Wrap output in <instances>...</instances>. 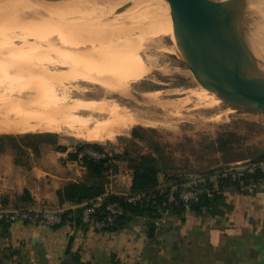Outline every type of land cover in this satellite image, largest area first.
I'll return each mask as SVG.
<instances>
[{"label": "rangeland", "instance_id": "374dc122", "mask_svg": "<svg viewBox=\"0 0 264 264\" xmlns=\"http://www.w3.org/2000/svg\"><path fill=\"white\" fill-rule=\"evenodd\" d=\"M227 1L204 0L206 17L210 11L218 20L223 13L235 18L250 6L247 0ZM136 4L135 0H0V122L17 125L8 134L13 137L0 136V150L29 142H54L71 150L97 143L109 156L121 155L100 177L105 188L114 189L126 183L129 167L147 154L155 157L161 182L264 155V113L233 102L208 85L203 88L171 49L156 47L143 31L136 38L122 39L118 33L111 37L106 30L98 34V28H92L106 8V13L146 22L130 15L135 16L131 12ZM256 8L232 26L249 19ZM108 13L104 19H109ZM262 40L264 27L244 45L249 55L264 61ZM110 48L142 66L139 75L128 81L130 97L108 91L114 86L109 79L97 84L82 78L112 62ZM104 55L111 60L105 61ZM134 93L150 97L137 103ZM114 116L128 120L114 128L112 137L97 140ZM112 172L120 173L117 181Z\"/></svg>", "mask_w": 264, "mask_h": 264}, {"label": "crops", "instance_id": "0c3cea01", "mask_svg": "<svg viewBox=\"0 0 264 264\" xmlns=\"http://www.w3.org/2000/svg\"><path fill=\"white\" fill-rule=\"evenodd\" d=\"M8 134L0 136L13 137ZM127 175L121 188L109 189L129 191ZM119 176L112 172L114 181ZM97 180L75 162L69 147L54 142L0 150V207L74 211L77 205L59 203L57 190ZM220 194L209 207L133 216L113 231L88 229L75 220L56 227L14 222L6 233L0 228V264H62L76 252L90 264H264V179L224 186Z\"/></svg>", "mask_w": 264, "mask_h": 264}, {"label": "water", "instance_id": "95a60500", "mask_svg": "<svg viewBox=\"0 0 264 264\" xmlns=\"http://www.w3.org/2000/svg\"><path fill=\"white\" fill-rule=\"evenodd\" d=\"M142 1L153 17L169 20L171 30L163 38L194 76L220 88L252 94L253 101L245 105L264 113V61L241 48L264 27V4L243 23L227 27L218 24L210 11L206 17L204 0Z\"/></svg>", "mask_w": 264, "mask_h": 264}, {"label": "built area", "instance_id": "2783aa9c", "mask_svg": "<svg viewBox=\"0 0 264 264\" xmlns=\"http://www.w3.org/2000/svg\"><path fill=\"white\" fill-rule=\"evenodd\" d=\"M76 153L75 162L83 167L84 160H99L107 155L105 149L96 150L91 147H84L71 150ZM255 171L264 173V159L235 164L230 167H221L209 173H191L179 181H174L165 190V206L157 208L158 217H164L170 213V207L181 206L183 210H190L194 202H198L202 196L211 197L220 193L222 183L225 178L238 179L244 174H252ZM164 192L160 190V194ZM110 194H118L123 201L132 205L147 202L156 197L155 193L131 192L118 193L107 188L106 192L87 204L81 205L80 224L88 229L107 231V227L114 224L115 219L123 213L122 205L119 201H108L105 199ZM104 204L103 208L102 205ZM65 208L49 207H0V220L10 224L21 222L30 225L55 226L61 225L65 221L72 222L73 215L68 213L63 219L62 213ZM148 264V263H145Z\"/></svg>", "mask_w": 264, "mask_h": 264}, {"label": "bare ground", "instance_id": "6f19581e", "mask_svg": "<svg viewBox=\"0 0 264 264\" xmlns=\"http://www.w3.org/2000/svg\"><path fill=\"white\" fill-rule=\"evenodd\" d=\"M36 1V0H35ZM136 1V6L137 8L135 9V11H132L131 13H133L135 16H133L132 14H130L132 17H134V19L140 21L142 19H145L146 22H137V21H134L132 19H130V17H126L124 14L119 16V14H115L114 12H111L108 13L109 14V19L108 17L105 18V15L107 14L106 13V10L108 11V9L106 8L105 10H103V14L102 17L101 15L100 16H97L98 14L95 12H93L94 14H92L93 17L97 16L96 19H94V27L92 26V28H95L97 29V33L99 34L102 33V30H106L108 32H110V36L112 37L113 34H116L118 33V36L117 38H125V37H131V38H136L138 37V35L143 31L147 34V36H149L153 42V44L156 46V47H163L165 49H171L169 46H167L168 44L166 43V41L164 40V34H167L170 32V22L169 20L166 18V19H160L159 17L155 18L153 17L152 15V11L149 10L146 5L144 4V2L142 0H135ZM220 0H218L219 2ZM226 1V0H225ZM230 0H228L227 2H229ZM234 1V0H233ZM248 1V4H250V8L247 7L245 8L244 11H242L241 13H239L235 18H232L231 16H228L227 13H223L221 15V18L218 20V24L222 25V26H227V27H231L233 24H234V21H241L243 19H245V17L251 13V10H253V8L255 9V6L256 7H261L263 4H264V0H247ZM217 2V3H218ZM225 2V3H227ZM223 3V2H221ZM220 3V4H221ZM232 3V2H231ZM214 4V2H213ZM219 4V6H220ZM223 5V4H221ZM258 5V6H257ZM260 5V6H259ZM91 6V5H90ZM107 7V6H106ZM82 8V7H81ZM103 8V7H102ZM218 8V7H217ZM223 8V7H222ZM77 9V8H76ZM117 9V8H116ZM258 9V8H256ZM98 10H100V6L98 8ZM102 10V9H101ZM75 11V10H74ZM104 12L106 13L104 15ZM113 14L110 15V14ZM90 14V13H88ZM97 14V15H95ZM101 14V13H100ZM91 15V14H90ZM88 15V18L91 20V16ZM127 15V14H126ZM81 16V15H80ZM86 16V15H85ZM90 16V17H89ZM73 17V16H72ZM75 17V16H74ZM111 17V18H110ZM139 19H138V18ZM71 19V18H69ZM93 19V18H92ZM68 20V19H67ZM66 21V20H65ZM90 23V21H88L90 24H92V22ZM59 22V21H58ZM87 22V21H85ZM68 23V22H67ZM81 23V22H80ZM141 23V24H140ZM75 25V24H74ZM81 25V24H80ZM72 26V25H71ZM91 26V25H90ZM91 28V29H92ZM98 30H100L98 32ZM91 31V30H90ZM260 31V30H259ZM87 32H88V29H87ZM96 32V31H95ZM107 32V33H108ZM154 32V33H153ZM106 34V32H104ZM94 35V34H93ZM96 35V34H95ZM104 35V34H103ZM108 35V34H107ZM100 36V35H99ZM105 36V35H104ZM114 36V35H113ZM85 37V36H84ZM91 38V36H89ZM94 37V36H93ZM108 37V36H107ZM110 37V38H111ZM96 38V36H95ZM109 38V40H110ZM108 39V38H107ZM112 39V38H111ZM122 39H119L122 40ZM251 39V37H250ZM262 39V38H261ZM97 40V39H96ZM99 40V39H98ZM97 40V41H98ZM128 40V39H127ZM135 40V39H134ZM259 40V39H258ZM106 41V40H105ZM256 41V40H255ZM264 41V40H262ZM102 42V41H101ZM111 42V41H110ZM109 42V43H110ZM122 42V41H120ZM124 42V41H123ZM254 42V41H253ZM252 42V44H253ZM245 42H243V44L241 45V48L243 51L246 50V46L244 45ZM107 44V42H106ZM119 44V43H118ZM256 44V43H255ZM98 45V44H97ZM108 45V44H107ZM110 45V44H109ZM248 45H250L251 48L254 47V45L251 46V44L249 43ZM99 46V45H98ZM263 46V45H262ZM261 46V47H262ZM93 47V46H92ZM108 47V46H107ZM106 47V48H107ZM168 47V48H167ZM257 47V46H256ZM102 48V47H101ZM255 48V47H254ZM109 49V48H108ZM107 49V50H108ZM101 50V49H100ZM113 50V49H112ZM111 48H110V52L112 51ZM172 50V49H171ZM250 50V49H249ZM252 50V49H251ZM256 50V49H255ZM102 51V50H101ZM109 51V50H108ZM114 51V50H113ZM112 51V52H113ZM167 51V50H166ZM248 51V50H246ZM109 52V53H110ZM255 52V51H254ZM104 53V52H103ZM112 54V53H111ZM120 54V53H119ZM108 55V54H106ZM105 56V61H109L108 59V56ZM107 57V59H106ZM110 57H112L110 55ZM133 57V56H132ZM136 57V56H135ZM133 59V58H132ZM111 60V59H110ZM82 61V60H81ZM80 61V62H81ZM112 62H106V64L104 63L103 66L101 68H97V69H94L93 70V74L91 76H88V75H84L82 76L83 80L84 81H87V82H91V83H101L99 82L100 80H104V79H109L112 81V83H114L113 87L111 88V86L109 88H107L108 91L110 92H114V93H119V94H122L123 96L127 95L129 92H127L126 89L127 86H128V81L129 80H134L136 75H139V74H136V72L139 70H142L140 68H142V66L140 65L139 62H135L134 60H131L128 58H124V56L122 57L119 56L117 53L115 54L113 52V57H112ZM139 63V64H138ZM82 64V63H81ZM80 67L82 68L83 66L80 65ZM85 70V68L83 67L82 70ZM144 69V68H143ZM84 70H83V73H84ZM138 71V72H139ZM142 72V71H141ZM140 72V73H141ZM190 75L192 76V74L190 73ZM194 79L197 81V82H203L202 83V86L203 88L204 87H211V88H214L216 89L217 91H220L222 94H224L225 96H227L228 98L234 100L233 102H237V103H249L251 101H253V96L252 94L248 93V92H245V91H241V90H230V89H226V88H220V87H217V86H214L210 83H207L206 81L204 80H201V79H198L196 76H194ZM192 77V78H193ZM108 81V80H107ZM110 81V82H111ZM109 82V83H110ZM127 82V83H126ZM104 83V81H103ZM106 83V82H105ZM108 83V84H109ZM125 83V84H124ZM106 83V86L108 85ZM110 85V84H109ZM208 85V86H207ZM126 86V88H125ZM103 87H104V84H103ZM130 91V90H129ZM137 93V92H136ZM134 93V94H136ZM133 94V95H134ZM132 95V96H133ZM128 97H130V95H127ZM131 96V97H132ZM150 97V94H136L135 95V101L137 102H144L146 98H149ZM133 99V98H132ZM137 102V103H138ZM92 108V107H91ZM94 108V107H93ZM3 109V108H2ZM7 109V108H6ZM5 110V109H4ZM116 115V114H115ZM117 116V115H116ZM119 117L121 116L120 114L118 115ZM115 117V116H114ZM124 118L126 119V117L124 116ZM122 119L121 118H116L114 119V122L111 120V122H109L108 124H106V126H104L103 128V131H101V133L96 137V139L98 140H102V139H107V138H110L112 137V135L114 134V128L115 127H120L121 125H124L126 124V121L128 119ZM131 119V118H130ZM113 122V123H112ZM130 122V121H129ZM16 123H11V121L9 122H6V123H1L0 122V134H6V133H9V132H12L15 130L16 126L15 125ZM128 124V123H127ZM131 124V122H130ZM122 127V126H121ZM124 127H127V126H124Z\"/></svg>", "mask_w": 264, "mask_h": 264}, {"label": "trees", "instance_id": "16d2710c", "mask_svg": "<svg viewBox=\"0 0 264 264\" xmlns=\"http://www.w3.org/2000/svg\"><path fill=\"white\" fill-rule=\"evenodd\" d=\"M132 135H137V133L132 131ZM141 137V136H140ZM84 147H91L96 150H102L103 147L97 143H82L76 146L77 150H80ZM77 157L76 153H72V158L75 159ZM121 155L117 154L115 157L109 156L108 154L99 160L91 161V160H84V166L87 170L97 176V181L93 183H85V182H71L61 189L57 190V197L60 204L65 202L77 205V208L72 210H65L62 213L63 219L66 218L68 213H72L73 219L76 221L77 224H80V205L87 204L90 201L94 200L96 197L104 194L106 192L105 183L100 179L103 176L104 172L110 168V161L112 159H120ZM259 159H264V155ZM155 157L152 155H143L141 156L140 161L134 163L129 168L131 169V183L129 191L131 192H147V193H155L156 197L151 199L147 202L137 203L136 205H132L123 201L122 197L118 194H110L105 199L108 201H119L123 208V213L118 216L114 224L107 227V231H113L117 227L122 226L127 220H129L133 216H148V217H158L157 208L159 206H165V190L169 188V185L174 181H179L183 175L179 177L176 176L174 179L168 180L164 182L159 179L160 170L155 165ZM215 169H210L205 173H209L214 171ZM248 179L258 180L264 179V173L255 171L252 174H244L243 176L239 177L238 179L232 180L231 178H225L222 183V189L224 186L228 185H235L237 186L240 181H247ZM163 189L164 192L160 194V190ZM221 189V190H222ZM25 193V192H24ZM221 194L216 193L211 197L202 196L199 201L198 205L192 206L194 209H199L200 207H209L214 202H219L221 200ZM104 204L102 205L103 208ZM171 211L181 212V206H173L170 207ZM63 224V223H62ZM10 223L0 220V228L2 229L3 233L7 232ZM59 226V225H55ZM62 264H90L81 261L80 255L76 253L70 254V259L68 261L63 262Z\"/></svg>", "mask_w": 264, "mask_h": 264}]
</instances>
